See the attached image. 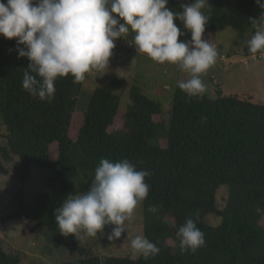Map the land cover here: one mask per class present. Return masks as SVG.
<instances>
[{
	"label": "trees",
	"instance_id": "trees-1",
	"mask_svg": "<svg viewBox=\"0 0 264 264\" xmlns=\"http://www.w3.org/2000/svg\"><path fill=\"white\" fill-rule=\"evenodd\" d=\"M27 1L0 0V138L6 159L20 160L16 208L0 220H19L27 235H61L80 255L62 264H264V83L262 99L226 94L216 84L208 96L199 86L179 84L163 135L162 104L135 86L126 108L118 94L99 87L78 114L90 63L76 47L50 38L41 21H31L30 33L22 24ZM83 1L95 8L107 2ZM203 1H166L149 37L169 47L185 15ZM257 1L210 0L201 33L234 29L235 52L254 55L260 50ZM9 11L16 21L6 27ZM122 83L110 81L115 90ZM33 166L52 174L28 204L25 183ZM7 174L0 163V176ZM101 187L140 202L139 257L101 258L77 243V216L67 204ZM221 189L227 195L220 203ZM21 261L0 244V264Z\"/></svg>",
	"mask_w": 264,
	"mask_h": 264
},
{
	"label": "rangeland",
	"instance_id": "rangeland-1",
	"mask_svg": "<svg viewBox=\"0 0 264 264\" xmlns=\"http://www.w3.org/2000/svg\"><path fill=\"white\" fill-rule=\"evenodd\" d=\"M166 1L107 0L100 8H95L83 0H28L22 24L32 33L31 21H41L50 38L76 47L89 61L88 79L76 108V113L81 115L97 88H108L118 94L121 106L126 108L132 102L130 90L135 86L162 104L160 133L163 135L170 125L173 99L179 84L199 86L208 96L212 95L216 84L226 94L240 92L262 99V0L253 7L261 23L256 35L260 50L250 56L242 48L235 52L234 41L239 33L234 29L207 35L201 33L200 22L210 0L193 5L184 17L178 39L167 48L160 47L149 37V29ZM15 21V13L9 11L3 26L11 27ZM249 37L248 33L246 38ZM222 54L227 60L213 61ZM112 79L123 81L120 89L112 88ZM4 146L6 139L0 138V163L9 170V174L0 176V218L15 210L14 194L19 187L15 170L20 160L16 156L7 160L2 152ZM51 174L52 171L47 169L32 167V175L25 183L28 204H32L34 197L45 188ZM226 195L221 189L220 203ZM74 200L67 208L77 216L76 237L80 246L93 249L101 258L139 257L144 236L143 208L138 200L125 194L112 196L105 187L91 194L81 193ZM118 203L123 204L122 210ZM0 244L9 253L22 257L20 264H62L80 258L61 235L47 231L41 235L24 234L17 219L8 223L0 220Z\"/></svg>",
	"mask_w": 264,
	"mask_h": 264
},
{
	"label": "crops",
	"instance_id": "crops-1",
	"mask_svg": "<svg viewBox=\"0 0 264 264\" xmlns=\"http://www.w3.org/2000/svg\"><path fill=\"white\" fill-rule=\"evenodd\" d=\"M223 55V54H222ZM222 55H218V56H220V57H218V59H213V61H215V62H218V61H220V62H223L222 60H221V56Z\"/></svg>",
	"mask_w": 264,
	"mask_h": 264
},
{
	"label": "built area",
	"instance_id": "built-area-1",
	"mask_svg": "<svg viewBox=\"0 0 264 264\" xmlns=\"http://www.w3.org/2000/svg\"><path fill=\"white\" fill-rule=\"evenodd\" d=\"M221 60H222V61L227 60V56H226V55H222V56H221Z\"/></svg>",
	"mask_w": 264,
	"mask_h": 264
}]
</instances>
